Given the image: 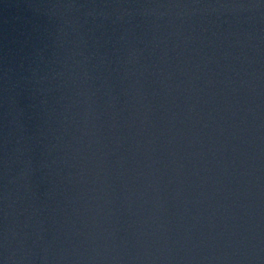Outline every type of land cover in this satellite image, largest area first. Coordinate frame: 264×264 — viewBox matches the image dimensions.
<instances>
[{"label":"water","instance_id":"obj_1","mask_svg":"<svg viewBox=\"0 0 264 264\" xmlns=\"http://www.w3.org/2000/svg\"><path fill=\"white\" fill-rule=\"evenodd\" d=\"M0 264H264V0H0Z\"/></svg>","mask_w":264,"mask_h":264}]
</instances>
